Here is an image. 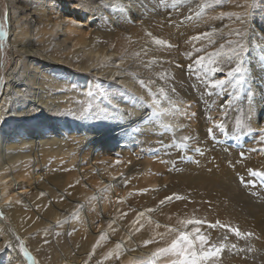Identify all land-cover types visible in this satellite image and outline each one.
I'll return each mask as SVG.
<instances>
[{"label":"rangeland","instance_id":"374dc122","mask_svg":"<svg viewBox=\"0 0 264 264\" xmlns=\"http://www.w3.org/2000/svg\"><path fill=\"white\" fill-rule=\"evenodd\" d=\"M18 1L27 6L29 10L31 7L35 8L39 11L38 13L49 7L50 14L48 16L51 17L52 22L68 23L72 31H80L95 45L108 44L113 47L116 53L103 61L98 60L97 64H93L88 71H84L83 66L91 63L92 58L80 57L78 53L75 54L77 58H73L69 53L70 59L64 57V61L57 63L58 60L62 59L55 58L56 61L54 62L50 59L51 54L55 56L65 55V52L55 53L56 44L62 39V34L57 27H54L56 30L53 34L54 44L52 41L48 42L46 48L39 54L43 60L37 58L28 60L27 57L20 59L19 54L15 53V49L13 50L11 44L13 35H11L9 21V4L7 0H0V24H3L7 33L0 41V102H2L0 103V148H4L6 141L8 142L15 135L31 128H35V133H38V135H41V131L48 129L49 135L59 140L62 135L67 133L70 136L62 143L69 148H76L79 144L83 146L91 137V140L96 141L93 133L98 135L102 133V130L88 129L86 128L88 123L99 126L104 125V131H107L110 127L113 130L121 125L123 128L125 127V130L131 129L136 134L135 141L132 144L126 145V143L120 142L114 146H107L101 153L105 161L104 177H107V180H112V182L110 185L104 184L98 190L101 189L100 193L105 196L107 202L113 203L116 199L119 201L115 194L118 193L120 197H125L123 192L127 187L135 188L143 178L149 177L153 173L154 164L166 167L170 165V161L175 159V169L183 167L179 160L180 155L177 153L180 148H166L164 145L172 140L177 143H185L184 141H177L179 135L171 130L176 124H173L171 120L178 122V120L192 116L191 113L195 112L197 114V108H194L196 110L193 111L192 107H189L195 98L198 101L201 100L202 105H204L208 99L213 97L214 102L210 105V122L218 118L214 114L216 106L220 105L218 101L223 98L231 100L230 105L227 106L229 110L226 112L229 123L225 126L233 130V136L238 137L242 134H252V132L254 135L260 133L259 130L249 132L248 129L251 128V123L257 117L255 112L258 107L261 106L264 109V101H260L264 100V66L263 68L258 66L262 65L259 59L262 56L261 53L264 52V47L256 30V22H264V0H134L132 4L141 1L147 2V8L144 6L141 9V12H143L140 15L141 19L137 17L138 20L136 21H129L116 16L104 0H99V4L94 0L88 2L86 6L78 5L77 0H67L61 6H58L60 3H55L53 0L50 3L45 0ZM145 12H149L148 20H151L149 25L152 27L148 29L143 25L147 21L145 20ZM231 12L244 16L243 22L238 21L235 16L222 15V13ZM153 13H161L164 17L156 19L149 16ZM110 20L114 22L111 23ZM120 24L124 25L120 27ZM136 28L141 33L142 42L148 44L149 47H138L137 38H133L132 33H128L131 29ZM213 29H216V31H213ZM236 30L242 31L244 35L243 42L248 46V53L244 56V67L247 71L245 82L242 85L236 84L233 79L226 76V72L233 68L236 63L235 58L228 59V55L231 54L229 50L235 45L236 41L241 39V36L236 35ZM190 31L192 33L187 38H191V40L188 44H185L189 48L180 56V59L184 58V63L187 65L185 68L187 71L184 72L181 69H176V65L178 68H182L184 64H181L182 66L176 64L177 57L175 54L180 52L179 45L182 43L183 32ZM31 33L32 39H35L33 30ZM204 33L209 35L204 36ZM194 36L200 38L193 40L192 37ZM158 40L163 41V43H157ZM229 40L232 41L231 45L228 43ZM38 43H41L40 40ZM221 44L224 45L223 51L227 54L219 56L218 67L222 68L223 71H218L215 74L211 73L208 71V68L211 67L210 63L204 70H199V66L194 64L195 61L200 59L201 56L205 57L207 61L210 54L220 52ZM256 46H258V49ZM78 48L79 46H77ZM150 51L156 52L161 57L149 56L147 58ZM213 59L215 60L216 57H213ZM80 60L82 63L79 62ZM16 62H18V71L20 72V74L17 73V77L21 79V84L13 90L15 94L10 95L12 91L8 87V74L12 72ZM164 64L169 65L170 68L163 69ZM172 65L174 69H171ZM190 68L191 70H189ZM33 70H35L34 74ZM102 70L103 72H111L113 76L104 75V73H101ZM30 75H35L36 83L31 82ZM256 77L262 91L254 87L253 92V88L248 86V83L250 85L257 84ZM216 79L225 80L226 84L222 88H212L211 82ZM128 84L133 87H129ZM40 87L44 88L46 94L42 95L44 101L47 102L43 105L32 102L33 99L38 97ZM179 93H184L185 97L191 100L185 103L177 100L176 104L179 107H172L169 97ZM249 99L252 100V106L250 101L247 103ZM154 101L159 103L155 104ZM11 110L25 113V115L12 116ZM113 110L119 111V114L117 116H114V113L113 116L108 114L114 112ZM249 110L251 112L253 110V112L250 113ZM153 112L158 113V115L154 116ZM105 113L108 115V119L102 118ZM148 119H151L156 125L153 127L145 126V124H149ZM237 120L244 125L239 135L236 133ZM82 124H85V126ZM39 126L44 128L41 129ZM72 135L76 136L73 137ZM30 137V139L37 138L31 135ZM222 139L224 138L219 140L222 141ZM215 143L218 146L216 150L219 148V151H221L222 143ZM250 145L249 147H253ZM72 153L74 154L75 151H72ZM127 153L128 156H126ZM203 154L207 155V152H203ZM130 156L134 158L133 162H130ZM190 158L193 161V157ZM50 159H55V156L49 155L47 161ZM117 161L120 162L117 163ZM32 165L35 166V164ZM131 169L133 170L130 172ZM70 170L71 168L68 173L61 174L65 175L66 179L72 183L73 174ZM157 176L160 177L161 175ZM250 179L254 178L251 177ZM255 179L256 187H248L239 182V189L248 200L264 207V196L262 197L261 191H264V187L260 186L258 178ZM113 180L119 183H115ZM244 180L247 179L244 178ZM121 182L123 185L119 186ZM171 184L173 185V183ZM173 186L178 188L175 185ZM110 189L112 194L109 196ZM96 194L98 192L89 197V202H94L93 204L99 202ZM139 195L141 194H137V196ZM227 200L237 202V199ZM150 202L143 199L141 206L154 212L157 210L158 213L166 207L179 206L181 203L173 200H165L164 203H161V201H154V199H150ZM142 207L141 209H143ZM82 211L83 209L79 207V210L77 209L72 217L67 216L64 221L65 226L67 222L71 225L73 220L79 221V218L84 216ZM161 217L167 218V221L169 220L170 222H168L176 227L169 232H161L150 227L139 214L125 213L121 210V213L117 216L118 223L113 222L108 233L102 232L105 237L93 244V248L87 252L88 259L83 264H118L120 254L125 247L123 243L130 244L131 248H137L139 247V238L142 235H145L147 241H151V243H144L141 247H151L156 250L157 248L168 247L179 232H189L195 236L194 229L196 227L200 228V234L204 235L211 244H225L227 239L225 240L224 237H228L231 233L225 230L221 235L213 238L207 231L210 229V222L205 219H198L195 213H183L175 210L171 216L162 213ZM187 220H201L204 223L201 225L187 224ZM2 221L6 222L5 225L9 228L10 239L7 242L10 243L14 240L17 244V250H19L17 242V237H19L25 242L28 250L33 253L32 255L36 260L38 259L37 264H42L36 255L37 251L34 250V245L37 243L27 242L17 231H13L8 216H4ZM261 228L264 229V226H261ZM67 229L65 227V230L58 231L56 236H54L55 232L45 234L41 240V242L44 240L41 251L48 249L51 243L52 246H55L54 243L60 237L65 235L68 237L70 233ZM76 229L77 232L80 226ZM263 232L264 230L261 231V233ZM38 235L31 233L27 237L36 241L39 238ZM239 242L240 244H236V249L225 244L226 247L222 254L227 249L229 251L232 249V254L236 256L240 254V249L243 247L245 252L243 255L248 261L260 262L263 260L262 258L259 259V253L252 249L248 237H240ZM118 244L120 245L119 248H117ZM5 248L2 247L3 250H0V264H10L9 251L8 248ZM57 250L60 251V248H57ZM154 252L151 254L149 252L137 253L136 256H133V263L147 264L152 259ZM20 258L23 259L22 254H20ZM174 260V256L161 257L156 264H173ZM22 262L28 264L24 259ZM210 262L217 264V261L212 260Z\"/></svg>","mask_w":264,"mask_h":264},{"label":"bare ground","instance_id":"6f19581e","mask_svg":"<svg viewBox=\"0 0 264 264\" xmlns=\"http://www.w3.org/2000/svg\"><path fill=\"white\" fill-rule=\"evenodd\" d=\"M45 1L50 3L52 0ZM53 1L60 3L58 6H61L67 0ZM91 1L94 0H77V3L78 5L82 4L86 6ZM132 1L134 0H104L108 8L114 11L116 16L129 21H136L138 20L137 17L141 19L140 15L143 13L141 9L147 5V2L141 1L132 4ZM7 2L9 4L8 12L11 35H13L11 44L13 45V50L15 49V53L19 54L20 59L27 57L28 60L35 58L43 60L39 54L46 48L48 42L52 41L54 44L53 40L55 39L53 34L56 32L54 27H57L58 31L62 34V39L56 44L55 53L65 52V55L62 56L51 54L50 59L54 62L56 61L54 60L55 58L62 59L58 60L57 63L64 61V57L70 59L69 53H71L73 58H77L75 54L78 53L80 57L87 56L92 58L91 63L83 66V70L88 71L93 64H97L98 60L103 61L116 53L112 46L108 44L95 45L92 40H89L80 31H72L68 23L52 22L51 17L48 16L50 14L49 7L43 12L38 13L39 11L35 8L31 7L29 10L27 6L18 0H7ZM148 13L145 12V20L147 21L143 24L146 29L152 27L149 25L151 20H148ZM149 16H153L156 19L164 17L161 13H153ZM110 21L111 23L114 22L113 20ZM256 23V30L261 37L264 47V22ZM122 25L124 24H120V27ZM32 30L35 39H32ZM128 33H132L133 38H137L138 47H149L148 44L142 42L139 29H131ZM191 33V31L183 32V37H181L182 43L179 45L180 52L175 54L177 57L176 64H184L183 66L181 65L182 68H178L176 65V69H181L184 72L187 71L185 69L187 65L184 63V58L180 59V56L189 48L185 44H188L191 40V38H187ZM37 35L40 37L39 39ZM39 40L40 44L38 43ZM68 42L71 43L67 44ZM63 46L64 48H62ZM77 46H79L78 49ZM261 55L260 59H258L262 65L258 66L263 68L264 52ZM149 56L161 57L154 51L148 52L147 58ZM79 62L82 63L81 60ZM168 68H170L169 65H163V69ZM171 69H174L173 65ZM34 72L35 70H33V74ZM17 73L20 74L18 62L14 64L12 72L8 74V87L12 91L10 95H13V90L21 84V79L17 77ZM101 73L113 76L109 71L103 72L102 70ZM260 74L263 76L262 73ZM29 78L33 84L36 83L35 75H30ZM255 81L257 84L255 82V85L248 83V86L253 88V92L254 87L262 91L257 77ZM128 85L129 87H133L131 84ZM43 90L44 88L40 87L38 97L33 99L32 102H37L39 105L47 103L42 97V95H46L45 90L42 92ZM177 100L185 103L191 99L186 98L184 93L171 95L169 97L170 105L172 107H179L176 104ZM249 101L250 103L252 102L249 99L247 103ZM260 101L263 102L264 100ZM201 102V100L198 101L195 98L192 105L189 106L192 107L193 111L196 110L194 108H197L195 116L178 120V122L171 120L173 124H176L171 130L177 132L179 135L177 141H182V137L185 135L191 137L189 141L185 142L188 145L186 148L177 150L183 167L175 169V159L170 161V165L166 167L154 164V175L152 173L149 177L143 178L141 181L139 180L140 182L135 188L127 187L125 192H123L125 197H120L118 193L115 194L119 201L116 199L113 203L107 202L105 196L100 193L101 189L98 190L104 184L110 185L112 182V180H107V177H104L105 161L101 153L107 146H114L120 142L126 143V145L132 144L135 141L136 134L131 129L125 130V127L123 128L121 125L113 130L110 127L107 131H104V125L99 126L88 123L86 128L93 130L100 129L102 133L98 135L93 133L96 141L91 140V137L83 146L79 144L76 148H69L62 143L70 136L67 133H65L66 135H62L60 140L49 135L48 129L41 131V135L35 133V128L15 135L11 140L6 141L4 148H0V212H3L4 216L9 217L13 231H17L27 242L37 243L34 245V250L37 251V254H34L37 255L39 262L42 264H83L88 259L87 252L93 248V244L105 237V234L102 232L108 233L111 224L113 222L118 223L117 216L121 213V210L125 213L139 214L150 227L161 232H169L172 228L176 227L169 223L170 221L168 220V222L167 218L161 217L162 213L166 216H171L175 210L183 213H195L198 219H205L210 222V225H217L215 228L210 227L207 230L213 238L227 230L226 228H221L217 224V221L220 224L238 228L242 233L252 232L255 235L248 237L251 241V247L259 253V259L262 258L263 260L260 262L248 261L243 255L245 252L242 247L240 254L236 256L232 254V249L230 251L227 249L219 260L213 261H217V264H264V232L261 233L264 230L261 228V226H264V207H261V205L256 204L254 201L248 200L239 189L241 177L247 179V181L251 178L249 176V169L264 171V153L256 151V148H264L261 134L254 135L252 132V134H242L235 137L233 136V130L229 128H227V135L220 134L215 128V124L224 123L226 125L229 123L226 112L229 110L227 106L230 105L231 100L223 98L218 101L220 105L218 104L219 106H216L214 110V114L218 118L213 122L209 121L210 105L214 102L213 97L208 99L204 105ZM113 111L108 114H111V116H113V113L114 116L119 114V111ZM11 112L12 116L16 117L22 114L25 115V113H19V111L11 110ZM252 112L250 111V113ZM255 113L257 117L255 121L252 120L254 122L250 125L252 131L264 128V109L259 106ZM148 120L150 122L148 121L149 124H145V126L149 125V127H153L156 125L151 119ZM112 124L116 125L115 123ZM82 125L85 126V124ZM40 128L43 129L44 127ZM209 128H213L216 136L215 140L209 135ZM197 131L200 132L198 133ZM30 135L37 137V140L34 138L30 139ZM221 138L224 139L221 141L219 140ZM249 140L253 147H249ZM215 142L222 143V146L220 145L221 151H219V148L216 150L218 146ZM255 143L257 144L255 145ZM194 147L201 148L202 152H207V155H201L200 152L194 151ZM72 151H75V153L73 154ZM241 153L244 154L243 157L240 155ZM49 155L55 156V159L47 161ZM126 156H128V153ZM191 156L193 157V161L190 158ZM133 159L130 156V162H133ZM32 164H35V166ZM70 168L73 174L72 183L66 179L65 175H62L68 173ZM159 174L161 175L160 177L157 176ZM114 182L119 183L118 181ZM122 182L119 186L123 185ZM171 183L178 188H174ZM261 191L263 197L264 191ZM96 192H98L96 195L99 198V202L93 204L94 202H89L88 199ZM42 193L43 195H41ZM111 194L110 189L108 195L110 196ZM137 194L141 195L137 196ZM173 194L183 197V199L179 200L172 199L173 201L181 202L179 206L166 207V209L159 213L157 210L154 212L141 206L143 199L146 202H150V199L165 201L166 197L173 196ZM227 199H237V202L235 200L228 201ZM150 203L152 204V202ZM25 207L26 209H24ZM79 207L83 209L82 213L84 216L79 218V221L73 220L72 223L70 222L71 225L67 222L65 226L64 221L67 216L72 217L75 211L79 210ZM58 221L60 222L59 224L57 223ZM5 224L6 222L0 219V249L2 247L5 248V244L9 243L7 241L10 239L9 228ZM64 226L68 228L69 236L60 237L54 243L55 246H52L51 243L49 246L47 245L48 249L41 251L42 242L44 241L41 242L43 236L50 232H55L54 236H56L58 231L65 230ZM78 226H80V229L76 232ZM31 233L39 234L37 236L39 238L36 241L28 239L27 236ZM239 238L234 233H230L225 244L228 247L232 244H240ZM146 241L147 237L145 235L140 236L139 247L137 248H131L130 244L123 243L122 241L125 247L120 254L118 264H134L133 256H136L137 253L149 252L151 254L154 252V248L141 247ZM10 243L14 244L15 247L8 248L9 263L23 264V259L21 260L22 257L20 258L19 250H17V244L14 240ZM57 248H60V251ZM209 264L212 263L210 262Z\"/></svg>","mask_w":264,"mask_h":264},{"label":"snow or ice","instance_id":"6c2138e0","mask_svg":"<svg viewBox=\"0 0 264 264\" xmlns=\"http://www.w3.org/2000/svg\"><path fill=\"white\" fill-rule=\"evenodd\" d=\"M97 4H99V0H96ZM125 3V7H126ZM247 7V5H246ZM222 15H227L229 17L235 16L238 21L243 22L244 16L231 12V13H222ZM213 31H216V29H213ZM7 35V33L4 30L3 24H0V41L3 40V38ZM151 35V33H149ZM204 36L209 35L208 33H204ZM236 35L241 36V39L236 41L235 45L229 50L230 55H228V59L232 60L233 58L236 59L235 66L231 68L229 71L226 72V76L228 78H231L234 80V82L238 85H242L245 82V75H246V69L244 67L245 61L244 56L248 53V46L243 42L244 41V35L242 34L241 30H236ZM200 37L194 36L192 37L193 40H197ZM157 43H163V41H157ZM228 43L231 45L232 41L229 40ZM224 45H220V52L218 53H212L207 58V61L205 60V57L201 56L200 59H197L195 61V64L199 66V70H204L205 67L210 63L211 67L208 68V71L215 74L218 71H223L222 68L218 67L219 64V56L220 55H227L224 53ZM213 57H216L214 60ZM191 70V68L189 69ZM143 83V82H142ZM226 84L225 80L222 79H216L211 82L212 88H222ZM91 95V93H89ZM155 104H158V101H154ZM250 111V110H249ZM153 115H158V113L153 112ZM192 116H195V113H191ZM104 119H108V115L105 113V115L102 117ZM215 128L222 134L227 135L228 130L224 123H216ZM244 128V125L241 123V121H236V133L239 135L241 130ZM249 132L251 131V128L248 129ZM259 132L261 134V141L264 143V128L259 129ZM209 135L212 136L213 140L216 139L215 132L213 131V128L208 129ZM191 139L190 136H183L182 141L187 142ZM163 143V142H162ZM166 148H186V143H177L175 140L170 141L169 143L164 145ZM194 151L200 152L201 155H203V152L201 148L194 147ZM257 151L264 153V148L258 149ZM243 157V153L240 154ZM120 161H117L119 163ZM249 176L254 178L250 181L244 180L242 177L240 178V182L248 187H256V179L258 178L260 180V186L264 187V171H258L254 169H249ZM43 195V193L41 194ZM173 198L179 200L183 199V197L173 194V196L166 197V200H172ZM161 203H164V201H161ZM143 215V213H141ZM4 217V213L0 212V219ZM60 223L59 221L57 222ZM187 224H193V225H201L204 223V221L201 220H187ZM217 224L221 228H226L229 232L234 233L236 237H252L255 234L252 232L242 233L238 228H233L230 225H223L220 224L219 221H217ZM159 227V225H157ZM217 225H209V227L215 228ZM195 236L191 235L189 232H179L178 235L171 241L170 245L165 248H157L155 252L152 254V259L147 262V264H156L157 260L161 257H167V256H174L175 260L173 261V264H209L212 260H219L221 258L222 252L225 250V244L221 243L219 245L217 244H211L209 240L204 236L200 234V228L196 227L194 229ZM224 239L226 240L227 237L225 236ZM17 242L19 244V253L22 254L23 259L28 262V264H37L36 258L32 255V253L28 250V247L25 245V242L17 237ZM147 243H151V241H146ZM6 248H13L15 247L12 243H6ZM120 245H117V248H119ZM231 247L233 249L237 248L236 244H232ZM3 250V249H0ZM95 250V249H93Z\"/></svg>","mask_w":264,"mask_h":264}]
</instances>
